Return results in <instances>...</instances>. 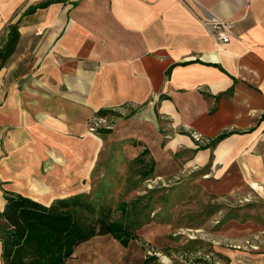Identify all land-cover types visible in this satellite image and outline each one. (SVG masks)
<instances>
[{"label":"crops","instance_id":"1","mask_svg":"<svg viewBox=\"0 0 264 264\" xmlns=\"http://www.w3.org/2000/svg\"><path fill=\"white\" fill-rule=\"evenodd\" d=\"M216 21L233 24L229 43ZM14 24L21 38L0 69V212L4 192L43 203L81 194L101 145L133 160L148 149L155 170L161 148L168 160L183 153L210 166L207 178L264 191V0H0V47ZM101 110L118 115L115 131L88 133ZM186 132L234 134L200 150ZM108 237L66 264H122ZM1 254L0 240V264ZM223 254L264 264V252Z\"/></svg>","mask_w":264,"mask_h":264},{"label":"rangeland","instance_id":"2","mask_svg":"<svg viewBox=\"0 0 264 264\" xmlns=\"http://www.w3.org/2000/svg\"><path fill=\"white\" fill-rule=\"evenodd\" d=\"M115 118V128L110 132L117 127L119 118L116 115ZM99 133L102 132L95 134ZM186 133L198 147L209 142H197L193 137L196 133ZM103 146L96 156L90 182L74 192L89 195L91 200L105 198L115 210V217L120 215L116 210L119 202L130 203L143 198L136 209L142 210L137 240L124 249L116 246L111 236L107 238L115 245H111L114 259L120 258L122 264H141L151 252L160 254L161 259L170 257L189 263L183 253L191 252L185 248L191 241H196V246L205 248L202 250H207L210 245L214 247L215 257L229 264L231 259L223 253H249L248 248L235 250L231 245H244L254 237H259L254 242L260 247L257 253L264 252V191L258 183L255 187L252 185L256 192L248 186L238 185L239 182L235 185L218 183L211 176L207 178L203 169L187 165L189 156L183 153L171 155L168 160L163 148L157 154L158 166L152 177L141 181L134 176L135 154ZM144 158L150 160L151 156L148 154ZM149 180L156 182L149 184Z\"/></svg>","mask_w":264,"mask_h":264},{"label":"trees","instance_id":"3","mask_svg":"<svg viewBox=\"0 0 264 264\" xmlns=\"http://www.w3.org/2000/svg\"><path fill=\"white\" fill-rule=\"evenodd\" d=\"M47 2L43 7L48 6ZM21 33L19 26L10 27L7 42L0 47V69L6 66L19 44ZM116 115L111 111L101 110L96 115ZM110 132V131H100ZM234 134L225 132L205 145L200 150L214 149L220 142ZM133 146H143L141 142L131 140ZM150 153L145 149L133 163L140 167L141 181L152 177L155 167L153 159L144 157ZM210 166L204 168L209 171ZM6 204L0 212V240L2 242V264H66L75 250L85 242L99 236H111L123 248L137 240V230L141 227L142 210H136L143 199L119 202L116 210L120 214L115 217V210L105 198L91 200L83 193L67 198H57L50 203L30 197L4 192ZM191 241L187 251H197ZM214 251L210 245L207 248ZM141 264H161L156 256L146 255Z\"/></svg>","mask_w":264,"mask_h":264},{"label":"built area","instance_id":"4","mask_svg":"<svg viewBox=\"0 0 264 264\" xmlns=\"http://www.w3.org/2000/svg\"><path fill=\"white\" fill-rule=\"evenodd\" d=\"M233 27L232 23L216 21L212 23V30L216 37V39L221 44H227L230 41L229 31ZM115 115H107V116H98L95 115L90 119L87 125V131L90 134H95L100 131H112L115 128ZM194 139L197 142H208L201 137V135L194 134ZM205 140V141H204ZM149 184L156 182L154 180H149ZM151 186V185H149ZM259 240V237H254L252 240H247L244 245L234 244L231 245V248L235 250H245L250 249V252H258L260 250L259 245L255 244L254 242ZM147 255L156 256L161 264H224L219 258L215 257L214 251L209 250H197L191 252H184L183 255L186 257L185 260H188L189 263L186 261H178L172 259L170 257H164L161 259L160 254L148 252ZM183 257V256H182Z\"/></svg>","mask_w":264,"mask_h":264}]
</instances>
